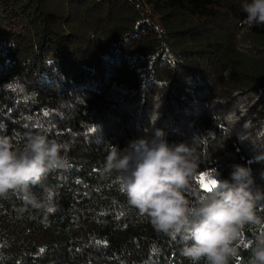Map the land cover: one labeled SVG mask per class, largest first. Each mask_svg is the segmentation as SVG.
<instances>
[{
  "label": "trees",
  "instance_id": "obj_1",
  "mask_svg": "<svg viewBox=\"0 0 264 264\" xmlns=\"http://www.w3.org/2000/svg\"><path fill=\"white\" fill-rule=\"evenodd\" d=\"M240 5L0 0V126L16 147L47 130L69 160L42 181L51 213L26 206L19 190L0 198V264H190L179 238L128 204L117 174H102L112 145L153 128L195 148L193 204L207 194L199 174L228 179L235 164L264 191V23L249 26ZM29 192L45 195L40 185ZM256 212L264 217V200ZM261 231L241 229L230 264H247Z\"/></svg>",
  "mask_w": 264,
  "mask_h": 264
},
{
  "label": "clouds",
  "instance_id": "obj_2",
  "mask_svg": "<svg viewBox=\"0 0 264 264\" xmlns=\"http://www.w3.org/2000/svg\"><path fill=\"white\" fill-rule=\"evenodd\" d=\"M249 26L264 23V0H241ZM227 75V73H225ZM66 145L50 138L47 130L26 134L23 147L0 126V198L17 190L24 193L26 206L47 213L54 211L53 189L42 181L53 170L65 169L69 160ZM195 148L187 143H170L162 129L153 128L120 148L112 145L102 174H117L119 188L128 204L147 216L153 228L182 243L181 255L190 264H230L238 255L236 243L245 225L264 224L257 215L264 191L254 188L252 171L246 165L232 166L230 178H219L214 170L207 182V194L196 203L185 196L196 172ZM40 185L45 195L37 198L30 186ZM25 209L22 208L21 211ZM247 264H264V231L248 241Z\"/></svg>",
  "mask_w": 264,
  "mask_h": 264
},
{
  "label": "rangeland",
  "instance_id": "obj_3",
  "mask_svg": "<svg viewBox=\"0 0 264 264\" xmlns=\"http://www.w3.org/2000/svg\"><path fill=\"white\" fill-rule=\"evenodd\" d=\"M209 178H212V175L209 172H203L198 175L197 181L201 187H203L204 189H207L206 184L209 181Z\"/></svg>",
  "mask_w": 264,
  "mask_h": 264
},
{
  "label": "snow or ice",
  "instance_id": "obj_4",
  "mask_svg": "<svg viewBox=\"0 0 264 264\" xmlns=\"http://www.w3.org/2000/svg\"><path fill=\"white\" fill-rule=\"evenodd\" d=\"M45 115H47V113H45ZM90 131H94V129H90ZM211 178H209V180H210ZM41 251H43V249H41Z\"/></svg>",
  "mask_w": 264,
  "mask_h": 264
}]
</instances>
